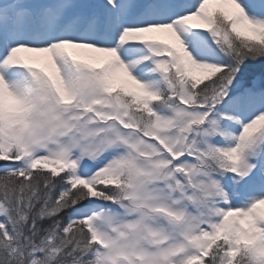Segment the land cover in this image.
Instances as JSON below:
<instances>
[{
  "label": "snow or ice",
  "instance_id": "6c2138e0",
  "mask_svg": "<svg viewBox=\"0 0 264 264\" xmlns=\"http://www.w3.org/2000/svg\"><path fill=\"white\" fill-rule=\"evenodd\" d=\"M0 264H264V0H0Z\"/></svg>",
  "mask_w": 264,
  "mask_h": 264
}]
</instances>
